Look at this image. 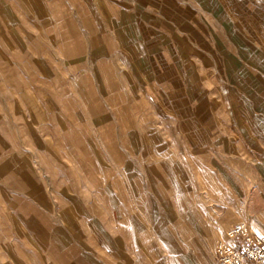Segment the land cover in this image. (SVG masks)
<instances>
[{"label":"crops","instance_id":"1","mask_svg":"<svg viewBox=\"0 0 264 264\" xmlns=\"http://www.w3.org/2000/svg\"><path fill=\"white\" fill-rule=\"evenodd\" d=\"M96 37L97 60L117 55L181 147L173 196H48L101 187L53 178L67 156L64 111L73 120L93 109L80 105L79 80ZM94 89L103 125L119 126L111 97ZM110 132L102 145L67 139V157L111 161L122 134ZM0 190L24 206L15 216L24 264L32 254L54 255L50 264H217L215 245L234 227L264 237V0H0Z\"/></svg>","mask_w":264,"mask_h":264},{"label":"rangeland","instance_id":"2","mask_svg":"<svg viewBox=\"0 0 264 264\" xmlns=\"http://www.w3.org/2000/svg\"><path fill=\"white\" fill-rule=\"evenodd\" d=\"M85 21L82 23L84 24ZM89 33L93 32L90 31ZM102 42V38L96 37V40L91 39V45L88 47L90 59L85 63H81L80 66L81 77L79 84L81 90H83L80 93V105L84 104L86 107L92 106L93 109L80 108L78 119L72 116L73 120H71V116L67 113V110L64 111L62 130L65 154L67 156L72 154L68 149L70 142L67 139L73 138L74 143L80 144L83 147L87 144L91 145V140L95 137L97 143L102 145L98 137L99 133L110 132L112 129L110 133L113 134V137H115V133L122 134V141L114 143L117 149L113 150L114 157L111 158V161L109 158H81L78 159V162L82 161L83 163L81 162L78 169L75 170L76 167H72V161L76 162L77 159L65 156L63 164H60V168L57 169L58 171H53L55 173L53 174V178L56 180L71 182V180H76V177L81 183H96L97 187L101 186L100 188H97L95 191L87 189H80L78 191L48 189V196L57 197L56 194H59V196L70 197L72 192H78L81 195L82 193L86 195L90 193L91 195V193L95 192V196L101 198L120 197L123 194L129 198L159 197L163 199L173 196V191L168 186V174L169 168L177 172L176 176L180 174L178 171L182 172L183 170L184 158L182 157L181 147L167 125L160 122V125L157 126L155 120L157 115L152 110V105L142 95L136 82L131 77L129 69L119 60L117 55L113 53L110 57L111 59L108 61L97 60L104 52V48L101 45ZM95 87L99 89L100 95L102 94L101 96L105 97L107 101L111 97V111L109 112L112 114L113 121L115 120L120 127L103 125L104 118L102 115L105 111L100 109L99 105L96 104L95 106L93 103L92 96H97V94L90 93L92 90L96 91ZM109 88L112 93L104 94V91H108ZM122 88L128 92L126 95L122 93ZM115 89L120 91V94L114 93ZM90 118L92 121L95 118L101 124H97L94 127L87 126L88 122L85 120ZM156 134L158 135L157 141L153 138V135L155 136ZM119 147L123 151L127 150V158L125 156L124 158L119 157ZM157 147L158 151H156ZM85 160L89 163L85 164ZM97 161L101 162L102 166L104 165V161L108 165L111 164V174L102 173L96 167ZM78 162L76 163L78 164ZM121 166L125 168L121 169ZM152 167L158 168V171L152 170ZM76 172H79V177L75 175L77 174ZM49 174H51L49 177H52V173L50 172ZM10 192L0 190V264H24L23 258L29 255H25L20 250L23 249L24 239L21 235L22 232L18 230L22 229L20 223L15 220V216L18 213L22 215L16 209L18 207L23 209L24 206H18L17 204L13 206V199L12 201L10 200ZM207 197H210V195L207 194ZM32 240L33 245L38 244L37 239L33 237ZM30 256L32 257L33 264H41V262L50 264V257L54 255L32 254Z\"/></svg>","mask_w":264,"mask_h":264},{"label":"built area","instance_id":"3","mask_svg":"<svg viewBox=\"0 0 264 264\" xmlns=\"http://www.w3.org/2000/svg\"><path fill=\"white\" fill-rule=\"evenodd\" d=\"M217 264H264V237L254 235L245 225L234 227L215 245Z\"/></svg>","mask_w":264,"mask_h":264}]
</instances>
